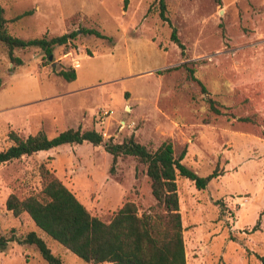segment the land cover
<instances>
[{
  "label": "rangeland",
  "instance_id": "obj_1",
  "mask_svg": "<svg viewBox=\"0 0 264 264\" xmlns=\"http://www.w3.org/2000/svg\"><path fill=\"white\" fill-rule=\"evenodd\" d=\"M0 0L7 32L48 39L93 28L108 39L79 35L75 49H15L0 42V151L8 134L95 130L105 140L131 135L154 151L170 142L174 156L205 177L204 190L177 180L186 264H262L264 256V0ZM23 13L26 16L16 19ZM71 20V21H70ZM183 45L171 39L172 31ZM185 66H181V65ZM166 72V69L178 67ZM73 68L76 79L58 76ZM187 68L205 87L192 80ZM219 105L215 115L206 98ZM249 118L248 122L239 121ZM111 157L89 142L65 144L0 165V235L35 232L63 264H88L40 231L26 214L6 210L59 179L93 215L108 222L125 203L138 214L155 204L145 167ZM0 264H49L31 245L9 242Z\"/></svg>",
  "mask_w": 264,
  "mask_h": 264
},
{
  "label": "trees",
  "instance_id": "obj_2",
  "mask_svg": "<svg viewBox=\"0 0 264 264\" xmlns=\"http://www.w3.org/2000/svg\"><path fill=\"white\" fill-rule=\"evenodd\" d=\"M156 1L161 18L166 20L164 0ZM28 14L23 13L16 19ZM3 15L0 6V42L6 47L10 61L15 66L21 65V61L13 55L15 49L36 47L49 59L57 47L75 49V41L79 35L108 39L96 29L80 28L50 39L42 37L23 40L7 32V21ZM171 39L183 49L175 30L172 31ZM176 68L179 66L166 69V72ZM187 71L206 95L207 91L194 77L193 69L187 68ZM58 76L67 82H73L76 72L70 67L60 70ZM206 101L215 115L223 114L216 101L208 97ZM239 121L248 122L249 118H240ZM8 139L10 146L0 151V165L61 145L83 142L102 146L110 155V174L114 173L119 158H134L145 167L150 194L155 201L152 207L140 215L135 203L125 202L108 222H104L93 216L59 179L51 177L42 191L44 200H39L36 196L20 199L14 194L7 197L6 210L14 217L26 214L40 231L88 264H186L177 180H189L196 189L204 190L212 179L219 176L217 167L209 175L200 177L182 163L185 149L175 157L172 144L163 142L151 151L137 142L133 135L121 142H114L112 138L105 140L95 130L82 131L77 128L67 129L54 138H48L42 131L26 138L10 132ZM9 242L34 246L49 264H63L60 257L54 255L45 240L35 232H29L22 238L0 235V251ZM259 259L264 264V256Z\"/></svg>",
  "mask_w": 264,
  "mask_h": 264
},
{
  "label": "water",
  "instance_id": "obj_3",
  "mask_svg": "<svg viewBox=\"0 0 264 264\" xmlns=\"http://www.w3.org/2000/svg\"><path fill=\"white\" fill-rule=\"evenodd\" d=\"M49 59H51V56L49 57Z\"/></svg>",
  "mask_w": 264,
  "mask_h": 264
}]
</instances>
